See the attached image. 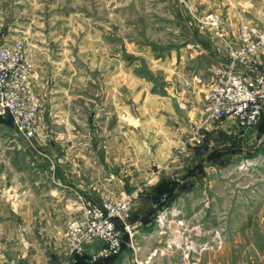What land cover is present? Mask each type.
Listing matches in <instances>:
<instances>
[{
	"label": "rangeland",
	"instance_id": "rangeland-1",
	"mask_svg": "<svg viewBox=\"0 0 264 264\" xmlns=\"http://www.w3.org/2000/svg\"><path fill=\"white\" fill-rule=\"evenodd\" d=\"M215 1L0 0V46L23 44L33 64L36 92L41 102L40 135L30 144L16 133L12 124L0 123V264L21 258L20 251L8 250L9 242L19 244L31 235L33 243L48 244L47 236L41 235L45 233L39 230L50 227L51 236H55L57 230L52 229L57 226H61L59 233L67 256L75 264H264V139L249 150L240 147L238 142L237 149L233 136L218 127L232 119L216 124L205 121L207 95L221 69L213 73L186 74L183 79L175 71L171 78L169 71L165 79L164 71L153 68L165 61L159 57L163 59L165 53L176 51L183 38L199 42L209 37L224 50L228 63L231 52L224 41L237 45L235 50H241V46L244 47L238 38L241 26L253 31L258 39L264 35L263 28L247 21L239 22L235 33H229L225 27L226 12L215 9ZM212 19L218 20L217 26H213ZM217 31L224 34V41L217 38ZM203 42L209 43V40ZM144 49L154 52L153 56L148 58L142 52ZM257 61L253 62L254 66ZM178 62L174 60L175 66ZM189 62H193L187 67L190 70L200 64L195 58ZM124 67L126 92L117 89L119 73ZM133 74H138L147 84L152 83L155 87L151 90L159 95L166 92V84L172 83L175 90H180L184 83V91L186 83H190L194 87H187L190 97L198 94V90L203 94L201 106L194 108L190 101L189 120L184 110V118L178 116L171 127H174L175 137L183 134L181 141L167 140L168 145L171 142L174 145L171 161L169 159L161 168L160 164L153 166L147 172L133 171L131 167L124 170L115 167L113 162H105L107 157L102 151L107 137L100 128L112 131L116 121L98 123L94 133L82 139L87 138L88 149L95 153L93 159L98 165L102 164L99 169L103 171L99 174L121 175L123 186L107 198H100L97 189L91 191L89 197H82L68 218L46 216L25 220L16 217L9 221V178L11 181L45 179V171L55 173L54 161L37 157L43 156L42 151L53 157L62 146L71 147L69 136L62 145L54 140L51 132L59 128L53 122L43 121L42 101L49 103L54 99L57 104L54 110H67V114L74 110L73 102H69L74 99L78 102L76 108L87 113L92 109L88 100L99 104L100 100L117 99L122 92L120 97L126 93L128 102ZM61 100L69 103L65 105ZM83 122V117L78 116L76 123L85 133L91 127ZM70 124L69 120V129ZM237 126L240 130L251 128ZM45 129L52 139L42 137L41 131ZM133 143L127 139V148L134 147ZM136 143L143 145L139 140ZM81 144L86 146L84 141ZM113 145H117L116 139ZM149 157L152 161L153 156ZM163 161L164 158L161 163ZM97 178L94 177L93 184H97ZM122 200L129 204L128 216L123 220L111 219L120 234L118 252L98 257L108 246L103 241L84 245L79 252L72 251L66 239L67 222L81 215L82 206L103 207Z\"/></svg>",
	"mask_w": 264,
	"mask_h": 264
},
{
	"label": "crops",
	"instance_id": "crops-1",
	"mask_svg": "<svg viewBox=\"0 0 264 264\" xmlns=\"http://www.w3.org/2000/svg\"><path fill=\"white\" fill-rule=\"evenodd\" d=\"M214 4L215 9L226 12V14L224 13L225 27L229 33L234 34L237 24L241 21L256 24L264 29V0H216ZM208 40L209 43L203 42ZM191 42V40L183 38L180 47L176 51L171 50L169 53H165L163 59L159 57V60L165 61L158 62L159 66L155 65L153 68L164 71L165 79L168 78L169 71L171 72V78L176 72L181 74L183 79L186 74L213 73L225 67L224 50H221L209 37L203 38L199 42H192L194 45ZM142 52H145L148 58L154 54V52L149 53L145 49ZM194 58L199 59L200 64L195 67V70H190L187 67H191L193 62H189V60ZM175 59L179 60L177 66L174 64ZM36 65L38 67V63ZM256 68L264 74V54L259 57ZM38 73L40 76H44L42 71H38ZM120 73L117 89L126 92L125 67ZM137 75L133 74L134 84L129 89L128 102L125 97L126 93H124V97H120L122 92L119 93L117 99L100 100L99 104L88 100V103H91L90 107H92L88 113L86 110L76 108L78 103L75 102L76 99L69 100L70 103L73 102L74 107V110H70L71 114H67V110L63 109L54 110V107L57 106L54 99L53 101L51 99L49 103L46 102L47 100H45V103L42 101L45 108L43 121L53 122L59 128V130L51 132L55 136L54 140L62 145V141L69 136L68 143L71 147L62 146V148H59L58 154L52 155L53 157L47 156L43 151L41 153L43 156L37 157V159L47 157L49 160L53 159L54 161L55 173L45 171L43 174L45 179L11 181L9 178V221L16 217L26 218L25 220L41 219V217H44V219L47 217L49 219L53 217L68 218L73 213L72 211L77 209L75 206L83 199L82 197H89L91 191L97 189L96 193L100 198L101 196L107 198L114 195L123 186L124 182L121 175L104 177L99 174L103 171L99 169L102 168V164L98 165L93 159L95 153L92 149H88L87 138L86 140L82 139L88 137L89 133L92 135L94 133L93 129L98 123L106 124L109 119H115L116 121V128L111 129L113 132L100 128L102 132L106 133L105 136L107 137L106 146L103 147L102 151L107 157L105 162L107 161L109 164L113 162L115 167L124 170L131 167L130 169L133 171L147 172L152 170L153 166L156 167L160 164L161 168L169 159L171 161L174 145L172 142L168 145L167 140L177 139V141H181L183 138V134L180 138L175 137L176 134L172 131L174 127L172 129L171 127L178 121V116L184 118V110L187 121L189 120L188 105L191 106L190 101H192L194 108L195 106H201L203 104V94L198 90V94L190 97L187 87L194 89L190 83H186L185 91L184 83H181L180 90H175L172 83L166 84V92L159 95L155 93L156 91L151 90L155 87L152 83L147 84ZM62 102L65 105L69 103L61 100L60 103ZM78 116L83 117V123L89 125L92 130L86 129L85 133L81 132L83 128L76 123ZM69 120L71 123L70 129L68 128ZM218 127L233 136L237 149L238 142L243 149L255 148L264 139V111L261 122L255 127L240 130L233 120H226L220 123ZM38 134L40 135L39 130ZM41 135L45 140L52 139L47 129L41 131ZM114 139L117 140V145H113ZM127 139L134 141V147L127 148ZM138 140L144 146L148 144V147L138 145L136 143ZM82 141L85 142V147L81 144ZM149 156H153L152 161ZM163 158L164 161L161 163ZM94 177H98L97 184L92 183ZM132 182L134 183V180ZM136 182L137 180H135ZM151 182L156 183L157 180H151ZM45 198H48V200ZM60 230L61 226L53 228L52 231H56V233L55 236H51L50 227L40 228L39 231L45 233L41 235H46L47 240H49V243L44 245L33 243L31 235H27L24 242L21 241L19 244L9 242L7 245L8 250L20 251L21 258L18 261L10 260L8 264H16V262L22 264H75L76 262H72L71 257L67 256L61 233H59ZM84 264L89 263L85 262Z\"/></svg>",
	"mask_w": 264,
	"mask_h": 264
},
{
	"label": "built area",
	"instance_id": "built-area-1",
	"mask_svg": "<svg viewBox=\"0 0 264 264\" xmlns=\"http://www.w3.org/2000/svg\"><path fill=\"white\" fill-rule=\"evenodd\" d=\"M213 26L218 25L212 19ZM216 31V29H215ZM217 38L224 41V34L217 31ZM246 26H241L237 45L224 41L230 49V59L218 71L207 95L204 110L205 121L216 124L223 119H232L245 127L256 126L264 109V74L254 63L264 52V35L259 39ZM222 37V38H221ZM33 64L25 52L23 44H4L0 46V118H10L16 133L30 144L37 135L41 102L35 86ZM130 207L127 200L116 205L103 207L84 205L81 215L67 222L66 239L71 250L103 241L108 246L98 257L116 254L119 249V233L111 219H124ZM121 237V236H120Z\"/></svg>",
	"mask_w": 264,
	"mask_h": 264
},
{
	"label": "trees",
	"instance_id": "trees-1",
	"mask_svg": "<svg viewBox=\"0 0 264 264\" xmlns=\"http://www.w3.org/2000/svg\"><path fill=\"white\" fill-rule=\"evenodd\" d=\"M261 120H262V118H261ZM261 120H260V122H261ZM0 122H6V123H8V124H12L10 118H8V117H7V118H4V119L0 118ZM260 122H259V123H260ZM259 123H258V124H259Z\"/></svg>",
	"mask_w": 264,
	"mask_h": 264
}]
</instances>
